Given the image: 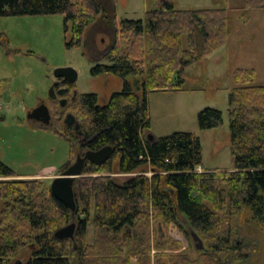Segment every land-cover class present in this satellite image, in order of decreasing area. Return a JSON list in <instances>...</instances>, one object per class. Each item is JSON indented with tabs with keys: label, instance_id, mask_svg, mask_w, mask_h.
<instances>
[{
	"label": "trees",
	"instance_id": "obj_1",
	"mask_svg": "<svg viewBox=\"0 0 264 264\" xmlns=\"http://www.w3.org/2000/svg\"><path fill=\"white\" fill-rule=\"evenodd\" d=\"M260 7L264 0L244 4L247 10ZM103 12L98 0H0V16L64 14L66 31L71 23L77 46ZM114 23L120 37L129 41L126 54L112 64H96L92 73L141 77L142 93L126 81L104 104L97 92L80 93L69 109L78 112L84 136L92 139L91 149L112 145L114 153L103 164L87 162L74 182V210L55 197L51 184L19 178L23 175L0 159V264H7L27 246L32 253L24 264H238L250 260L258 245L240 235L238 222L250 209L264 225V85L255 83V69L234 71L236 86L228 101L233 170L206 169L202 142L194 132L176 131L152 139L151 132L145 134L151 126L148 93L182 89L186 69L227 44V9H179L174 0H154L145 18ZM222 120L218 108L207 107L198 114L202 129L216 127ZM57 125L52 130L72 147L62 172L74 161L80 135L61 117ZM115 160L118 172L133 173L123 183L113 175ZM199 166L202 172L197 171ZM215 210L231 211L224 232ZM179 216L208 236V246L205 243L194 260L186 252L164 251L154 260L153 220L169 224L178 222ZM71 222H76L74 238L55 236ZM154 247L170 248L159 241Z\"/></svg>",
	"mask_w": 264,
	"mask_h": 264
},
{
	"label": "rangeland",
	"instance_id": "obj_2",
	"mask_svg": "<svg viewBox=\"0 0 264 264\" xmlns=\"http://www.w3.org/2000/svg\"><path fill=\"white\" fill-rule=\"evenodd\" d=\"M98 1L103 4L104 12L87 28L80 46L74 45L77 38L71 23L66 31L62 13L0 16V95L5 104L0 116V159L16 174L23 175L19 178H39L51 184L53 178L60 175V167L71 159L70 142L53 131L58 128L57 120L45 129L40 122L28 117L29 110L48 98L57 67H74L78 77L71 87L79 94L97 92L99 102L103 104L113 92L123 89L126 81L138 88L139 94L142 93L141 77L128 76L124 79L110 73L93 75L92 67L98 63L112 64L114 58L126 54L129 41L117 33L114 20L119 23L126 18H145L146 11L153 8L154 0ZM245 1L174 0L179 9L226 8L230 23L229 39L225 46L186 69L182 89L152 90L148 93L151 126L145 134L151 132L152 135L162 136L176 131L194 132L202 142L204 167L214 171L234 168L228 101L230 92L236 86L235 69H255V83L264 85V7L247 10L244 8ZM183 42L186 47V39L183 38ZM67 43L72 44L68 46ZM114 44L116 47L112 54ZM70 101L69 95L65 110L73 108ZM207 107L222 110L223 120L216 127L202 129L198 114ZM61 108L60 105L54 107ZM71 113L79 117L78 112ZM75 146L73 162L80 152L79 140ZM113 167V175L119 183L133 174L118 172L116 160ZM207 203L213 207L210 202ZM215 211L221 217L219 226L224 232L227 229L225 219L231 216V211ZM235 214L238 212L235 211ZM238 223L240 235L250 239L251 245H258L250 260L238 264H264V225L254 218L250 209L243 213ZM192 230L195 229L181 216L178 222L169 224L153 220V259L163 251L167 254L186 252L192 260L199 258L200 250L196 249ZM93 231L91 223L90 241ZM195 231L207 245L208 236L200 230ZM158 241L167 243L170 248L157 249L154 243ZM31 253L32 248L27 246L7 264H15L19 260L24 264ZM169 259L170 256H164V260Z\"/></svg>",
	"mask_w": 264,
	"mask_h": 264
},
{
	"label": "water",
	"instance_id": "obj_3",
	"mask_svg": "<svg viewBox=\"0 0 264 264\" xmlns=\"http://www.w3.org/2000/svg\"><path fill=\"white\" fill-rule=\"evenodd\" d=\"M55 77H63L66 81L74 83L77 80L78 72L72 66H62L57 67L54 70ZM57 82H54L51 86L49 95H53V91ZM65 89L62 88L58 91L59 94H63ZM66 103L65 100L61 102L62 105ZM28 117L33 120H37L42 122L43 124H48L52 117V111L49 108L47 103H43L34 109H32L28 113ZM66 122L68 124L76 125L80 134H83L81 130L80 123L76 120L75 115L73 113H68L66 117ZM77 121V122H76ZM150 138H153V135H150ZM114 153V147L112 145H106L100 149L94 150L89 149L85 152L83 156L79 155L75 162L70 164L67 168H65L60 175L55 176L51 183L52 193L59 200L70 206L73 210L75 209V193H74V182L77 177L82 176L85 166L88 161L93 162L94 164L100 165L107 162ZM76 229V222H71L68 225L59 228L55 232V236L58 238H74ZM193 229V228H192ZM192 237L195 241V246L197 250H202L206 248L203 239L199 236V234L192 230ZM15 264H22L19 260Z\"/></svg>",
	"mask_w": 264,
	"mask_h": 264
},
{
	"label": "flooded vegetation",
	"instance_id": "obj_4",
	"mask_svg": "<svg viewBox=\"0 0 264 264\" xmlns=\"http://www.w3.org/2000/svg\"><path fill=\"white\" fill-rule=\"evenodd\" d=\"M54 82H57V84L55 85V88H54V91H53V95L50 96L48 95V98L47 99H44L42 101H40V103L37 105H41L43 103H47L49 108L51 109L52 111V117H51V120L48 124H43L42 122H40L41 124V127H44V128H47L49 125H53L54 120H57V118H62L63 121L68 125V126H71L73 128H75L77 131L78 129L76 128V125H75V122L74 124H68L66 122V117H67V114L68 113H71L73 112L72 110H65V106H67L69 104V95H70V98H71V101H74L77 96L79 95V92H77L74 87H71V85H73L74 83H71V82H68L66 81L63 77H55ZM64 88L65 89V92L63 94H59L58 91L60 89ZM65 100L66 103L64 105L61 104V102ZM70 101V103H71ZM72 104V103H71ZM56 105H60V107H62L60 110L58 109H54V107H56ZM36 106V107H37ZM34 109V108H33ZM32 110V109H31ZM29 110V112L31 111ZM57 110V111H56ZM74 114V113H73ZM75 115V114H74ZM75 118L76 120L80 123V120L77 118V116L75 115ZM37 121V120H35ZM76 121V122H77ZM57 124V123H56ZM79 132V131H78ZM79 143H80V152L78 153L77 157L79 155L83 156L85 154V152L89 149H91L89 147V144L91 142V138L87 137V136H84V134H80L79 133ZM84 145V147H82ZM84 150V151H83ZM77 159V158H76Z\"/></svg>",
	"mask_w": 264,
	"mask_h": 264
},
{
	"label": "built area",
	"instance_id": "obj_5",
	"mask_svg": "<svg viewBox=\"0 0 264 264\" xmlns=\"http://www.w3.org/2000/svg\"><path fill=\"white\" fill-rule=\"evenodd\" d=\"M4 106H5V104H4L3 100L0 97V116H1L2 109L4 108ZM197 171L201 172L202 171V167L201 166L197 167Z\"/></svg>",
	"mask_w": 264,
	"mask_h": 264
},
{
	"label": "crops",
	"instance_id": "obj_6",
	"mask_svg": "<svg viewBox=\"0 0 264 264\" xmlns=\"http://www.w3.org/2000/svg\"><path fill=\"white\" fill-rule=\"evenodd\" d=\"M222 48V47H221ZM202 169H204L203 167H202Z\"/></svg>",
	"mask_w": 264,
	"mask_h": 264
}]
</instances>
